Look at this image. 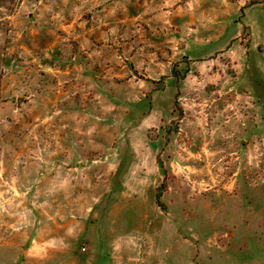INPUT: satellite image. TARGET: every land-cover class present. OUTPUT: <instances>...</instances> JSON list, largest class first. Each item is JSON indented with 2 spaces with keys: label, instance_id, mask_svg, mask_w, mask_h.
<instances>
[{
  "label": "rangeland",
  "instance_id": "1",
  "mask_svg": "<svg viewBox=\"0 0 264 264\" xmlns=\"http://www.w3.org/2000/svg\"><path fill=\"white\" fill-rule=\"evenodd\" d=\"M0 264H264V0H0Z\"/></svg>",
  "mask_w": 264,
  "mask_h": 264
}]
</instances>
